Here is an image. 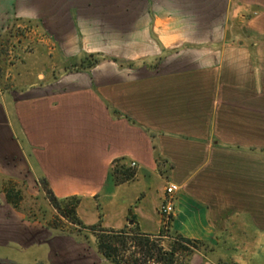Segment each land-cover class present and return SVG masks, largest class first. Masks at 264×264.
I'll use <instances>...</instances> for the list:
<instances>
[{
	"label": "crops",
	"instance_id": "obj_1",
	"mask_svg": "<svg viewBox=\"0 0 264 264\" xmlns=\"http://www.w3.org/2000/svg\"><path fill=\"white\" fill-rule=\"evenodd\" d=\"M12 29L26 36L0 79V246L50 264L68 239L29 221L21 188L156 235L173 184L169 233L203 248L189 264H264V0H0V39Z\"/></svg>",
	"mask_w": 264,
	"mask_h": 264
},
{
	"label": "rangeland",
	"instance_id": "obj_2",
	"mask_svg": "<svg viewBox=\"0 0 264 264\" xmlns=\"http://www.w3.org/2000/svg\"><path fill=\"white\" fill-rule=\"evenodd\" d=\"M20 36H26L25 30L12 29L6 32V38L0 39V79H2L3 76L4 66H13L17 60V55H15L14 51L16 46L14 45L13 40L15 41ZM14 37L16 39H14ZM30 51H32L31 46L25 45L24 52L27 53ZM21 190L25 196L22 209L27 212L29 221L35 222L38 220L45 225H53L55 227V231L59 234L74 237V239L73 237H68V239L60 238L57 240V244L61 246V248L56 250L54 249L52 257L50 258L51 261H49L50 264H111L97 253L96 241L90 231L80 229L79 227H76L68 223L65 219L59 217L45 197L36 190L25 188H21ZM161 219L163 229L161 232L154 235V238L159 239L158 243L164 248H167L171 243L176 242V235H170L169 233L171 222L166 225L163 222L162 217ZM45 238L47 239V237ZM45 238L40 237L39 240L36 239L34 242H43ZM64 240L68 241L70 245L66 249L62 248V242ZM6 243L7 238L4 239V237H0V244L4 245ZM202 249L203 248L200 245L199 249L196 250L195 253L197 251L201 252ZM37 257L39 261L35 262ZM42 257V253L39 252L38 254L37 250L29 249L26 251L25 249H21L17 244L11 243L7 246H0V264H44L43 262L45 258L42 259ZM147 264L152 263L149 262Z\"/></svg>",
	"mask_w": 264,
	"mask_h": 264
},
{
	"label": "trees",
	"instance_id": "obj_3",
	"mask_svg": "<svg viewBox=\"0 0 264 264\" xmlns=\"http://www.w3.org/2000/svg\"><path fill=\"white\" fill-rule=\"evenodd\" d=\"M117 182L132 180L134 174L128 170L119 178L114 172ZM47 199L59 217L80 229L90 231L96 241L97 253L111 264H189L192 255L199 249L201 242L176 235V242L164 248L154 235L141 232L137 227H125L120 230L107 229L102 225L86 226L78 215L81 199L69 197L60 200L46 190ZM6 197L14 207L21 201L19 191L14 188L6 190ZM55 229L53 225H49ZM168 233V232H165ZM73 237L70 235H62ZM74 238V237H73Z\"/></svg>",
	"mask_w": 264,
	"mask_h": 264
},
{
	"label": "built area",
	"instance_id": "obj_4",
	"mask_svg": "<svg viewBox=\"0 0 264 264\" xmlns=\"http://www.w3.org/2000/svg\"><path fill=\"white\" fill-rule=\"evenodd\" d=\"M134 166V164H133ZM179 187L176 185H169L165 190V197L159 208V214L163 218V222L169 224L175 215V200Z\"/></svg>",
	"mask_w": 264,
	"mask_h": 264
}]
</instances>
